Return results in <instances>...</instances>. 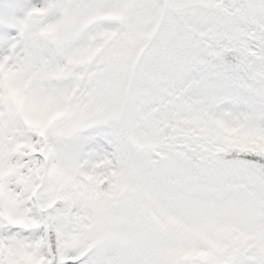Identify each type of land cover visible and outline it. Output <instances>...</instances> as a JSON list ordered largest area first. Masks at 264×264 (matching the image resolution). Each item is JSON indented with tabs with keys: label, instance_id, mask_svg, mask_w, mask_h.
<instances>
[{
	"label": "snow or ice",
	"instance_id": "snow-or-ice-1",
	"mask_svg": "<svg viewBox=\"0 0 264 264\" xmlns=\"http://www.w3.org/2000/svg\"><path fill=\"white\" fill-rule=\"evenodd\" d=\"M0 264H264V0H0Z\"/></svg>",
	"mask_w": 264,
	"mask_h": 264
}]
</instances>
